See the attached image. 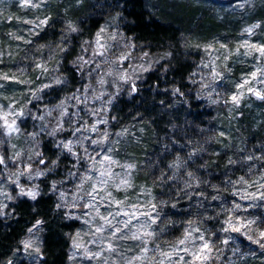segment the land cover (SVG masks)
Returning a JSON list of instances; mask_svg holds the SVG:
<instances>
[{"label":"clouds","instance_id":"1","mask_svg":"<svg viewBox=\"0 0 264 264\" xmlns=\"http://www.w3.org/2000/svg\"><path fill=\"white\" fill-rule=\"evenodd\" d=\"M5 236L0 264H264V0H0Z\"/></svg>","mask_w":264,"mask_h":264},{"label":"trees","instance_id":"2","mask_svg":"<svg viewBox=\"0 0 264 264\" xmlns=\"http://www.w3.org/2000/svg\"><path fill=\"white\" fill-rule=\"evenodd\" d=\"M130 14H136L139 15L138 10L136 8H133L132 12ZM8 237L5 236L3 238H0V249H5L8 246Z\"/></svg>","mask_w":264,"mask_h":264}]
</instances>
